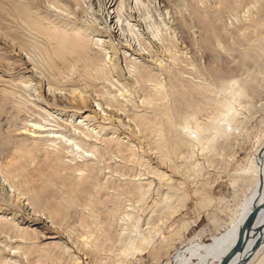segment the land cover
Segmentation results:
<instances>
[{
  "label": "rangeland",
  "instance_id": "1",
  "mask_svg": "<svg viewBox=\"0 0 264 264\" xmlns=\"http://www.w3.org/2000/svg\"><path fill=\"white\" fill-rule=\"evenodd\" d=\"M48 1L0 0V170L5 172L3 179L0 178V260L7 259L6 264H172L173 254L182 246L196 240L211 242L213 236L228 227L230 219L238 214L242 202L256 185L258 167L256 162L257 168H254L253 161L257 148L264 145V54L257 49L259 34L264 33V0H260V8L253 0H137L135 4L133 0H123L124 26L121 34L111 31L112 50L130 44L145 53L137 57L139 69L135 66L142 76L128 74L123 60L111 56L105 67L112 80L110 86L94 84L77 54L58 56L53 52V41L32 31L30 34L24 23L15 17L16 13L12 14L11 4L17 2L27 6L44 25L61 24L48 10ZM52 1L65 10L70 26L90 25L93 34L102 26L100 20L96 21V7L87 1L79 3L80 7L75 6L76 10L63 0ZM250 16L262 19L259 30L252 28ZM135 18L140 19L137 24ZM207 24L212 25L213 33L208 41ZM245 46L252 53L249 60L242 62L239 58ZM214 69L238 77L246 84L241 88L243 91L237 89L236 84H229L215 92L229 104L220 110L217 119L234 126L229 134L235 138L228 137L227 144L226 140L221 142L216 151L199 153L204 143L193 137L196 134L193 128L213 114L210 106L201 104L191 111L189 130L175 125V134L188 144V152L182 150L178 169L174 161L178 149L173 154L159 146L155 134L162 130H143L133 118L139 115L157 118L153 110L164 112L159 110V105L174 111L182 98L181 84L196 87L203 82L202 86H209L214 82ZM24 82L31 83L30 87L21 85ZM155 91L158 95H154ZM193 95L203 100L201 93ZM97 102L105 110L98 109ZM79 111L91 116V125L85 124L84 130L91 126L97 129L99 125L101 133L114 135L113 143L97 144L102 146L96 151L97 156L105 170H109L111 180L123 175L132 178L131 184L123 185L120 180L116 188L114 185L108 188L107 184L109 194L104 190L90 191L85 183L78 182L76 177L84 170L80 163L90 151L89 146L82 145L79 148L84 150H80L72 145L73 151L69 153L72 152L73 161L68 160V155H62L64 163L54 167L45 165L47 156L51 155L36 147L31 157L18 155L20 145L31 146L34 142L30 124L59 128L61 120H68L69 114ZM229 114L232 115L227 116ZM58 130L67 142L71 136L68 130ZM84 130L80 131L84 132L81 136L86 135ZM237 141L238 148H235ZM160 152L166 154L165 159ZM152 170L164 171L180 180L186 200L144 251L128 256L127 248L118 239L120 227L112 221L110 205L121 206L122 203L124 208L130 209L146 191V181L154 178L150 195L142 204L143 220L164 191L158 179L152 176ZM41 172L51 176L50 180L44 181ZM60 196L67 201L54 213L52 206ZM92 199L98 202L93 203ZM159 218L153 219V223H159ZM49 235L54 236L47 237ZM136 238L135 241L139 239ZM6 248L12 250L13 255L4 251ZM194 262L197 259L191 260Z\"/></svg>",
  "mask_w": 264,
  "mask_h": 264
},
{
  "label": "bare ground",
  "instance_id": "2",
  "mask_svg": "<svg viewBox=\"0 0 264 264\" xmlns=\"http://www.w3.org/2000/svg\"><path fill=\"white\" fill-rule=\"evenodd\" d=\"M63 1H65L69 6L73 5L74 7L78 6L79 3L82 4V2L87 1L88 4L92 5L93 7H96V12H94V14L97 18L96 21L99 22V20H100L101 22H99V23L102 24V26L100 27V29L98 31L99 33L98 32L95 34L91 33L90 25L70 26V24H69L70 20L66 16L67 14H66L65 10L63 8L61 9L60 8L61 6L54 4V1L51 2V0L48 1L46 5L48 6V10L51 12L54 19L60 20L61 24H59V25H54V26L44 25L43 22H41L40 19L36 15H34L32 12L29 11V8L27 6H24L23 4H21V6H20L17 4V2H14L11 4L12 14L16 13L15 17L17 19H20L24 23V25L26 26V29L28 30V32L30 34L32 31L38 36H44V37L50 39L51 41H53L54 42L53 43L54 44L53 52L55 54H57L58 56H63V54L67 55L68 53L77 54L78 59H80L81 61L84 62L85 68L90 72L94 84H99L101 86H104V85L110 86L112 84L111 83L112 80L110 79V74L105 71V67L107 65L106 63L111 58V56L118 57V58H121L123 60L124 67H126V71L128 74L131 73L134 76L138 74L137 75L138 77L142 76L141 73H139V70H137L138 67L136 65H137V63H139V60H137V57L141 58V57H143V55L145 53H143L142 51L140 52L139 49H138L139 51H137V49L132 47V45H130V44L124 45V46H122V48H121V46H119V48H117L115 51L112 50V46H114L112 43H114L113 42L114 40L112 38V32L111 31H116L119 34H121L123 26H124V21H123L124 19H123V14H122V13H124L123 8H122L123 0H63ZM133 1H134V4L137 2V0H133ZM253 1H256L258 7L260 8L262 2L260 0H253ZM226 2H227V0H226ZM234 3H236V2L234 1ZM251 3H252V1H251ZM253 5H254V2H253ZM134 6H133V8H134ZM78 7H80V6H78ZM75 10H76V7H75ZM258 16H259V14H258ZM91 17H93V16H91ZM209 17H211V16H209ZM89 18H90V16H89ZM251 18L250 19L247 18V19H249V21L253 25L252 28L259 30L263 25L262 19L257 17V16L252 18V19ZM139 20L140 19L135 18L136 24L138 23ZM132 23H134V22H132ZM207 23H209V21ZM125 25H127V24H125ZM207 27L208 28H207L206 36H207V41H208V40H211V36H213V33L211 32L212 25L207 24ZM125 28H127V27H125ZM250 28H251V26H250ZM251 30L253 31V29H251ZM250 33H252V32H250ZM256 40H258V39H256ZM259 40H260V44L257 47V49L259 48V52L264 54V33L261 32L259 34ZM250 44H252V43H250ZM226 47H227V45H226ZM254 47H256V46H254ZM137 48H138V46H137ZM109 49H111V50H109ZM225 50H227V49H225ZM230 50H231V47H230ZM232 50H233V48H232ZM250 51H251L250 48L246 47L244 50H242V55H241V58H239V59H241L242 62L247 60V59L249 60L251 58V53H252ZM253 51H254V49H253ZM135 66L137 68H135ZM212 73L214 74L213 75L214 82L212 84H210L209 86H202L203 84H205L203 82L197 83L196 87H193V86L191 87L190 85L181 84L183 86V88H182L183 92H182V95H180V97H182V98L179 99V102L177 101V104H178V107L176 108L177 110L175 109L173 111V109L169 108V110H171V111L168 112L169 111L168 108L166 110L165 106H162L163 107L162 108L159 105V110L163 109L164 110L163 113L153 110V112H157L156 114H158V116H157L158 119L153 118V117H148L146 115L145 116L139 115V116H137V118H136V116L133 118V120H135L136 125H138L143 130H151L152 132L156 131L155 129L162 130V132H159V134H155L156 138L159 141V146L161 149H164L166 152H167V150H168V152L169 151L173 152V154L175 153L176 149L181 151V152L180 151L178 152V150H177L178 153L177 152L175 153L176 159L174 161L177 163L178 169H179L180 164L182 163V160L180 158V157H182V154H183L182 150L184 149L185 151H187L186 147H188V144L185 143V141H183L182 138H179V136H177L175 134V125L176 126L180 125L181 128H183V129L186 128V130H189L188 129L189 126H187V124L189 123L188 122L189 119H191V117H192L191 111H193V109L197 108L201 104L204 106H210V108L213 110L212 111L213 114L209 117V120H207L206 122L199 123L197 121L198 123L195 125V127L193 126L194 127L193 131H195L196 134L194 136L193 135L192 136L195 139H197L196 141H200L201 143H204V145L201 146V150L199 151V153L204 152V150L208 151V152L214 151V150L216 151V149H219L221 142L225 143L226 139H230L231 137H233V136H230L229 133H231V129L232 130L234 129V126L232 127V125L229 121H226V120L225 121L224 120L219 121L217 119L219 116L220 110L225 109V107H227L226 104H228V103H226L225 100L223 101V100L219 99L216 96L217 94L215 92L218 90L217 88H221L222 90L225 89V87L227 85L230 86V85L236 84L237 89L238 88L241 89L243 87H246V84L243 83L242 80H238L240 78H238V77L236 78L233 75L223 74V73L219 72L217 69H214ZM188 75H190V74H188ZM187 77H191V76H187ZM197 79H199V78H197ZM26 83L24 82L21 85H23L26 88L30 87L31 83L30 84H26ZM233 86H235V85H233ZM105 88H106V86H105ZM46 89H49V87H47ZM243 90L244 89H241V91H243ZM102 91H103V89H102ZM158 91L157 92L155 91L154 95H158V94H156V93H158ZM229 91H227V93ZM30 92H31V89H30ZM195 92L201 93L203 96V100H200L197 97H195L193 95V94H195ZM236 92H237V90H236ZM126 93H127V91H126ZM237 94H240V96H241L242 93H239V91H238ZM235 95H236V93H235ZM235 95H234V97H235ZM103 96H104V94H103ZM236 96H238V95H236ZM99 101H100V98H99ZM101 101H102V99H101ZM158 101H159V99H158ZM158 101H157V103H158ZM100 105L101 104L99 102H97L96 107L102 111L105 110ZM154 105H156V104H154ZM105 108H107V107H105ZM228 109H230L229 106H228ZM233 111H235V110H233ZM168 113H171L173 115V118H171V116H169L170 114H168ZM222 115H223V113H222ZM230 115H232V114H229L227 116H230ZM69 116H70V118L72 117L73 121L70 118H69L70 120L69 119L65 120V121L61 120V122H60L61 127L59 126V128H57L53 125L52 126L50 125L49 127L44 128L41 126H37L35 124H33V125L30 124V126H31L30 131H31L32 135L35 136L34 142H33V144H31V146L20 145V148L17 149L18 155H20L23 158H27L28 156L31 157L30 153H31V151L34 150V147H36V149L44 151L46 153V155H51V156H47L48 158H46L45 165H47V166L52 165L53 166V165H58V164L60 165V164L64 163V161L61 158L62 155L63 156L68 155L69 156L68 160L73 161L74 157L72 156V152H71V154L69 153V151H73V148H71L72 145H75L76 149H78L82 145L85 147L89 146V148H91L89 152H91V153H90V155H88L87 153H89V152L85 153L86 150L84 152L85 157L82 159L83 160L82 163H80V165L82 166V169H84V170H83V172L80 173L79 176L76 177V180H78V182L85 183L84 184L85 188L89 189L90 191L104 190L106 193L108 192V189H106L108 186L107 184H109L108 188L109 187L112 188L113 185L116 188L117 187L116 185H120V183H118V180H120L123 185H126V184L128 185L129 183L131 184L132 178H130L128 176L122 175V176L115 177L117 182H116V180L115 181L111 180L109 178V176H110L109 170H105L103 163H101V161H99V156H97L98 153L96 151L102 147L101 145H100L101 147L97 146V144H103V142H105V141H108L109 144H111L110 142L114 141V139H115L114 135H106L104 132L101 133V131H99L100 130L99 125H98L97 129L95 128V126H93V127L91 126L90 129H88L89 127L86 126L87 129L85 128L86 130H84L85 124L91 125V122H90L91 116L86 114V113L79 111L78 114H76V112H75V114L71 113V114H69ZM224 116H226V115L224 114ZM88 122H90V123H88ZM135 123H133V124H135ZM79 128L80 129L82 128V129L77 130ZM58 129H60L61 131L62 130L67 131L68 130V133L71 136H70V139L66 140L67 142L64 141L63 135H61L62 132L60 133V131ZM82 130H84L86 132L85 136H81L82 133H84V132H80ZM193 131L191 130V133ZM57 132H59V134ZM98 133L104 134V136L101 137L98 135ZM192 136H191V138H193ZM228 137H230V138H228ZM188 138H190V137H188ZM233 138H235V137H233ZM66 139H67V137H66ZM117 139H119V138H117ZM70 140H71V142H70ZM104 144H106V143H104ZM226 144H227V140H226ZM238 144L239 143L237 141V143L235 144L234 147L238 148V146H237ZM189 145L191 146V144H189ZM262 146L264 149V145H262ZM106 147L104 146V148H106ZM82 148L83 147H81L79 149L84 150ZM221 148H222V146H221ZM229 150H231V149H229ZM82 153L83 152L79 153V155ZM191 153H194V152H191ZM84 155H82V156H84ZM160 155H161V158L165 159L166 154L164 152H162V153L160 152ZM186 157H188V156H186ZM186 157H185V159H186ZM80 158H78V160ZM255 159H256V161H255ZM255 159L253 161V164H254V168H257L258 165L256 167V162L259 159H257L256 156H255ZM186 161H188V160H186ZM189 161H190V159H189ZM163 163H165V162H163ZM185 163H187V162H185ZM161 165H163V164H161ZM260 165H261V172H262L261 175H262V181H263L262 190H261L260 194H261V196H264V151L261 154ZM0 171H1L0 172V178L3 179V176H4L3 174H5V172H3L4 169L3 170L1 169ZM151 172H152V176L158 179L160 185H162V189L164 188V191L162 193L163 195H162L161 199L159 201H155L156 203H155L154 208H152L146 214V216L143 218V220H142V216H141L142 204L146 201L145 200L146 197H148L150 195L149 192L154 185V178H149L146 181V183H147L146 191H144L143 193H141V195H139L138 201L136 202L135 205H133V207H131V208L129 207L130 209H127L126 207L124 208V204H122V203H121V206L119 204H115V203L110 205V207H111V209H109L110 215L114 217V220H112V221H114V223H117L118 226L120 227V231L117 234L118 239H119V241H122L124 247L127 248V254L126 255H128V256H133V254L135 252L140 253V252L144 251L146 249L145 247L149 244V242L152 241V239L160 233L161 227L165 224L166 220L168 218H170L171 214L175 213L178 209L180 210V208L184 204V201L186 200V194L183 191L184 184L180 180L179 181L175 180L174 177H172V174H166V173H164V171L161 172V171L152 170ZM173 173L175 174V172H173ZM22 175L25 176V173H22ZM41 175L43 176L44 181L50 180V178H51V176H49V177L44 176L42 174V172H41ZM253 192H254V189L249 194V196L247 198H245V200L241 204V205L244 204L242 206L243 208L240 206L242 209H241V211H239V213H241V214L239 216L237 214L235 221L233 223H231V225L228 227L227 230L221 232L219 235L214 236L210 243L197 244V245H187V246H184L180 251L179 250L176 251V253L179 254V253H181V251H184L186 249H196V250L199 249V250L204 251L206 253H203V255L200 257V260L197 262L198 264H207L206 261H209L210 259L211 260L214 259V261L216 263V260L224 252V250L228 246H230L232 240L234 239L235 233L237 230L236 226L238 225V223L240 222V219L245 214V211L248 208L247 204L249 203V200L251 199ZM90 194H91V192H90ZM95 194H96V192H95ZM32 195L34 197H36V195L34 193H32ZM60 197L61 198L59 200H57V204L55 206L54 205L52 206L53 207L52 211L54 213H56L57 211L59 212V210H58L59 206L62 203H65L67 201V199L64 196H60ZM94 197H96V196H94ZM37 201H38V199L36 197L34 199V202H37ZM96 201H97L96 199H94V200L92 199L93 203ZM113 217H112V219H113ZM157 218L160 219V222L159 223H153V219H157ZM258 220L259 221L264 220V211H261L259 213L257 221ZM262 229H263V234H264V228H262ZM143 231H146L148 234L145 232L142 233ZM53 236L54 235H49L47 237H53ZM136 237H139V239L136 240L137 242L134 240V238H136ZM132 239L134 240V242ZM4 251L13 255V251L10 249L6 248ZM185 257H187L188 260H192L193 258L197 259V257L190 256V254H187ZM6 262H7V259L0 260V264H6ZM173 264H175V263H173ZM244 264H264V236H263V238L259 244V247L252 254V256L248 260H246V262Z\"/></svg>",
  "mask_w": 264,
  "mask_h": 264
},
{
  "label": "water",
  "instance_id": "3",
  "mask_svg": "<svg viewBox=\"0 0 264 264\" xmlns=\"http://www.w3.org/2000/svg\"><path fill=\"white\" fill-rule=\"evenodd\" d=\"M257 149L255 155L259 160H257L258 170L254 192L247 204L248 208L245 214L236 226L237 230L234 239L216 260V264H244L259 247L264 236L262 229L264 228V220L257 221L259 213L264 211V196L260 194L263 185L260 163L264 149L263 146ZM241 207L239 211L243 208ZM239 211L238 216L241 214Z\"/></svg>",
  "mask_w": 264,
  "mask_h": 264
},
{
  "label": "crops",
  "instance_id": "4",
  "mask_svg": "<svg viewBox=\"0 0 264 264\" xmlns=\"http://www.w3.org/2000/svg\"><path fill=\"white\" fill-rule=\"evenodd\" d=\"M249 193H250V191H249ZM246 196H248V195H245V197ZM244 197V198H245ZM243 198V199H244ZM247 198V197H246ZM243 203V202H242ZM237 216V215H236ZM236 216L234 217V218H231L230 219V221H229V225H228V227L231 225V223H233L234 221H235V219H236ZM228 227L225 229V230H227L228 229ZM224 230V231H225ZM220 234V233H219ZM218 234V235H219ZM216 236V235H215ZM214 237V236H213ZM212 237V238H213ZM210 243V242H209ZM197 244H206V243H201V242H199L198 240H196L195 242H191L190 244H187V245H197ZM187 245H185V246H187ZM184 246H182L181 247V249L183 248ZM180 251V250H179ZM188 251V252H187ZM195 251V252H194ZM194 252V253H193ZM176 253V252H175ZM173 254V261H172V264L173 263H175V264H198L197 262L200 260V257L203 255V253H206V252H204V251H201V250H199V249H186V250H184V251H181V253H179V254ZM187 254H190V256H194V257H197V262H194V263H191V260H188L187 259V257H185ZM178 256V257H177ZM179 258V259H178ZM188 261H187V260ZM213 261H214V259L213 260H211V261H206V263L207 264H212L213 263ZM187 262V263H186ZM214 264V263H213Z\"/></svg>",
  "mask_w": 264,
  "mask_h": 264
}]
</instances>
